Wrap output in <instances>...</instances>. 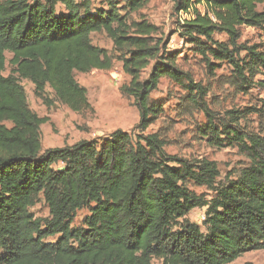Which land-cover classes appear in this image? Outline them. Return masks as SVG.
I'll return each instance as SVG.
<instances>
[{"label": "trees", "instance_id": "16d2710c", "mask_svg": "<svg viewBox=\"0 0 264 264\" xmlns=\"http://www.w3.org/2000/svg\"><path fill=\"white\" fill-rule=\"evenodd\" d=\"M106 2L107 10H94L91 0H0V264H152L154 259L232 264L264 250V136L247 133L239 112H228L226 121L217 123L203 101L205 90L179 67V54L159 37V27L147 20L129 23L117 3ZM148 3L128 0L126 8L137 12ZM262 4L174 0V13L190 16L180 37L194 46L209 71L229 64L243 92L255 85L264 89V81L257 80L264 77V51L240 43L242 27L264 30ZM59 6L65 12L58 13ZM101 31L131 78L121 92L135 101L138 135L134 139L117 130L102 141L43 151L41 128L50 119L29 107L22 82L29 81L48 108L54 103L46 96L50 88L72 112L92 110L75 73L112 68V57L91 41ZM217 34L227 40H216ZM8 63L12 70L5 75ZM163 78L195 94L193 103L207 116L203 134L211 146H236L247 156L250 165L236 179L219 186L215 161L169 155L158 133L145 135L163 113V104L151 100ZM189 182L214 197L196 194ZM40 198L49 219L30 212ZM204 208L202 231L186 217ZM83 209L90 214L82 228H74ZM55 236L56 242H46Z\"/></svg>", "mask_w": 264, "mask_h": 264}, {"label": "rangeland", "instance_id": "374dc122", "mask_svg": "<svg viewBox=\"0 0 264 264\" xmlns=\"http://www.w3.org/2000/svg\"><path fill=\"white\" fill-rule=\"evenodd\" d=\"M106 1L91 0L92 9L107 10ZM112 1L117 3L120 15L126 16L129 23L147 20L159 27V37H163L166 42L169 41L168 47L171 52L179 54L177 60L179 67L190 73L195 83L200 84L205 90L203 101L214 113L217 123L226 121L228 112H239L242 115L240 125L247 133L264 136V89L255 85L245 92L239 90L236 74L227 63H219L213 71H209L194 46L180 37L181 27L190 16L175 14L174 0H149L147 6L137 12L127 10L128 0ZM198 9L204 12L203 7L199 6ZM258 9L263 11L264 4ZM57 12L65 11L62 6H59ZM241 34V44L258 45L264 51V30L242 27ZM215 39L226 41L227 37L217 34ZM91 41L93 45L106 50L113 59L110 70L75 73L76 80L88 91L92 110L80 114L72 112L56 101L50 88H47L46 96L54 103L52 108H48L35 95L34 86L29 81L22 82L29 107L40 116L50 117V122L43 125L41 129L43 151L71 146L82 140L102 141L117 130L132 134L134 139L138 135L135 128L140 118L135 101L121 92V88L128 85L131 78L124 72L123 64L119 60L120 54L115 51L113 42L105 31L92 34ZM11 57L7 54L8 62ZM11 70L8 63L5 75H8ZM149 73L150 69L144 71L143 79L147 78ZM257 80L264 81V77L259 76ZM194 96L195 94L193 96L189 94L185 85L169 78L161 79L158 89L151 95V100L163 104V113L145 132V135L158 133L164 140L165 151L169 155L188 160L215 161L220 171L217 184L221 186L228 179H236L250 165V161L236 146L217 148L209 144L203 134L207 125V116L198 105L193 103ZM5 125L12 126L11 123H5ZM187 186L191 191L204 195L209 200L214 197V194L206 187L197 186L192 182H189ZM30 212L36 219L46 220L50 217L49 208L42 198ZM205 213V208L195 209L189 213L186 220L197 224L202 231H205L203 225ZM89 214V209L79 211L73 227L82 228L84 219ZM57 239L58 236L50 237L46 239V242H56ZM152 264H162V261L154 259ZM232 264H264V250L246 253Z\"/></svg>", "mask_w": 264, "mask_h": 264}, {"label": "crops", "instance_id": "0c3cea01", "mask_svg": "<svg viewBox=\"0 0 264 264\" xmlns=\"http://www.w3.org/2000/svg\"><path fill=\"white\" fill-rule=\"evenodd\" d=\"M34 110V109H33ZM38 114V113H37ZM39 115V114H38ZM40 116V115H39ZM41 117H49V116H41ZM49 119H50V117H49ZM43 127V126H42ZM42 129V128H41ZM42 146H44V144L42 143ZM46 146V145H45Z\"/></svg>", "mask_w": 264, "mask_h": 264}]
</instances>
